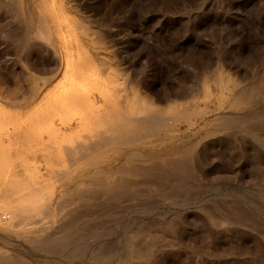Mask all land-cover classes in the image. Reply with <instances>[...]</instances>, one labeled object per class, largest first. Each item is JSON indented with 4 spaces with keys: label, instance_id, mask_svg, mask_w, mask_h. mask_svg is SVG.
Listing matches in <instances>:
<instances>
[{
    "label": "rangeland",
    "instance_id": "1",
    "mask_svg": "<svg viewBox=\"0 0 264 264\" xmlns=\"http://www.w3.org/2000/svg\"><path fill=\"white\" fill-rule=\"evenodd\" d=\"M10 1L0 0L1 215L5 204H19L17 176L25 179L36 164V173L53 176L51 170L65 161L52 158L57 146L51 151L49 143H32L38 131L30 128L48 132L51 125V132L58 125L54 130L62 127L64 133L57 140L72 142L78 135L66 134L74 130L71 118L87 112L84 106L58 109L49 123L28 125L43 88L60 71L43 41H30V52L19 48L22 16ZM43 8L57 22L82 23L102 48L105 61L87 68V78L109 62L157 109L174 102L202 105L201 84L215 76L217 67L239 87L252 86L257 93L240 109L228 110L234 127L209 125L195 136L190 133L183 144L166 141L169 147L188 145L191 152L167 158L171 163L157 159L159 166L150 174L125 175L127 188L97 194L84 211L78 200L66 203L61 216L36 221L43 234L38 237L48 243L38 247L29 242L36 236H11L10 249L31 264H264V0H43ZM1 86L15 92V102L30 99L9 108ZM62 116L61 123L70 127L58 122ZM177 126L181 130L185 123ZM22 220L15 230L30 227V216ZM0 247L5 246L0 242Z\"/></svg>",
    "mask_w": 264,
    "mask_h": 264
},
{
    "label": "bare ground",
    "instance_id": "2",
    "mask_svg": "<svg viewBox=\"0 0 264 264\" xmlns=\"http://www.w3.org/2000/svg\"><path fill=\"white\" fill-rule=\"evenodd\" d=\"M9 5L16 8L22 16L23 28L20 32L21 38L19 37L18 40L19 48L25 49L26 47L30 52V41H43L51 49L54 62L59 66L60 71L58 77H56L57 79L51 81L42 90L41 103L37 105L39 110L43 107L41 109L43 112L40 113L36 106V115L32 114L28 125L31 124L30 127H33V124L44 125L45 121H52L51 116H54V111L58 109H67L68 111L73 110L72 107L75 108V106H84L85 111L83 108L78 109L77 107L76 110L87 112L79 117L71 118L73 119L71 120V127L73 125L74 130L76 128L75 131L73 129V132H71L72 130L70 132L64 130L67 132L66 134L69 133L70 135L77 132L78 137L72 142H67L62 138L64 133L62 127L60 131H57L60 127L56 128V131L54 130L55 126L58 127V125H53L54 128L51 132H49L52 128L51 125L48 130L46 129L48 132L44 131L43 128V132H41V128H35L36 130L30 128L32 132L38 131L37 135L34 136L35 141L33 140L32 143L36 142L38 146L49 143V148L52 145L57 146V148L55 147L57 151L53 150V152L55 151L59 156L56 158L55 152H51V154L53 153L52 158L55 157L54 160H60L59 157H63L65 159L62 162L64 160L69 162L70 166L68 165L66 168V162L64 161L60 167H63V165L65 167L56 168L58 171L55 167L51 170L53 176H49L48 166L47 168L44 167L43 171L48 172V176H43L40 175L41 173H36L38 169L35 168L38 167L36 164L37 166L32 167L33 172L28 169L30 173H27V176L30 174V177L28 176L22 180L17 176V185L20 189V197L17 200L19 204L14 207H11V205L8 207L5 204L8 209L4 215H1L3 212L0 214V234H2L0 235V242L5 246L0 247V264H31L24 255L10 249L11 236L25 237L28 234L36 236L28 240L32 245L41 247L43 242L48 241L47 236L46 239L38 237L43 235L41 234L42 227L39 225L43 219L42 216H61L64 206L66 207V203L69 205L68 202L70 201L72 202L70 204L79 201L82 206L81 209L84 211L97 194H112L119 188H127L125 175L153 172L159 166H157L159 159L162 163H167V161H170L167 158H179L190 153L192 148L188 145L181 149L179 146L169 147L165 142L178 141L183 144L190 133L195 136L203 127L209 125L217 128L234 127L233 124L236 123V119L228 110L240 109L249 102L251 95L255 93L256 88L254 89L252 86L239 87L220 67H217L215 76L211 77L212 79L206 78V81H203L202 84L200 82L202 105H196L195 102L183 104L174 102L172 105L166 106L167 108L157 109L115 65L109 64V62L103 69H98L94 78L86 77L87 75L83 72L87 68H93L92 65L95 67L99 62L105 61L103 58L105 54L102 56V48L99 49L96 41L88 36V29L82 23L79 25V21H75V25L73 26L70 23V26L66 22L55 21L53 15L47 13L43 8V0H13L9 2ZM65 11L66 4L62 3L60 12L64 13ZM76 33L82 34L79 37L80 39H77ZM89 47L91 49L85 53L84 48L88 49ZM30 64L29 58L26 65L30 68ZM87 65H90V67H87ZM83 67L84 69H82ZM40 69L45 71V67ZM77 72H82L81 76L78 73V77ZM73 76L76 79L72 80ZM68 77L70 80L68 79L67 82L65 78ZM84 77H86V80H84ZM88 79L93 80L88 81ZM203 79L205 80V78ZM83 81L91 83L85 84ZM84 84L85 86H83ZM1 90L7 98L5 103L9 108L17 107L30 99L29 97L23 102H15V92L8 91L5 86H1ZM34 91H37L36 87H34ZM11 98L13 100H10ZM37 112L39 113L37 114ZM68 115L64 117L67 119ZM61 118L58 121L60 124H62L63 116ZM179 121L185 123L184 128L181 130L177 126ZM67 124L65 125L69 126L70 123ZM59 132L62 136L61 141L57 140ZM62 139L64 140L62 141ZM52 149H54L53 146L51 151ZM45 157L46 155L44 156L46 161L50 159L49 155L46 157L48 159H45ZM53 181H59L60 183L56 182L58 185H53L55 184L52 183ZM75 196L76 198L78 196V198L76 199ZM29 216L31 218L30 227H23L21 230L20 228L19 230L14 229L16 221H19V219L20 221L25 220ZM5 217L7 219L3 220ZM36 221L39 224H36ZM3 233L6 235L4 236ZM53 240L51 239V242Z\"/></svg>",
    "mask_w": 264,
    "mask_h": 264
}]
</instances>
